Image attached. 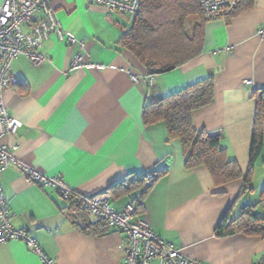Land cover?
<instances>
[{"label":"crops","instance_id":"obj_1","mask_svg":"<svg viewBox=\"0 0 264 264\" xmlns=\"http://www.w3.org/2000/svg\"><path fill=\"white\" fill-rule=\"evenodd\" d=\"M51 7L78 43L53 37L40 50L44 63L34 65L24 56L13 62L19 83L3 98L21 127L15 137L0 143L17 145L16 158L48 177H61L82 196L109 193L117 212L141 192L138 177L161 172L144 198V219L157 236L193 260L258 264L264 237H220L216 229L247 206L264 217V148L252 175V191L242 193L243 179L217 187L207 169L185 168L181 143L169 142L164 124L146 125L143 111L148 97L169 96L212 78L214 102L193 113V125L223 134L228 157L246 174L255 128L254 94L264 88V40L257 35L264 26V0H242L229 21H206L202 54L156 75L152 83L147 69L121 46L134 18L108 12L91 0H52ZM196 20H187L189 32ZM225 47H233L232 53L215 54ZM76 56L99 67L73 71ZM1 181L13 227L32 235L56 264H124L123 234L107 231L56 189L28 184L15 167ZM0 264L41 262L24 243L12 241L0 247Z\"/></svg>","mask_w":264,"mask_h":264},{"label":"built area","instance_id":"obj_2","mask_svg":"<svg viewBox=\"0 0 264 264\" xmlns=\"http://www.w3.org/2000/svg\"><path fill=\"white\" fill-rule=\"evenodd\" d=\"M93 4L108 12H116L131 18L141 13L142 0H91ZM52 0H4L0 6V141L8 136H16L21 123L9 115L3 95L19 83L12 72L13 62L27 57L34 65L46 61L40 52L44 44L51 38L60 42L77 44L78 41L64 30L55 11L51 7ZM206 21L231 19L237 11L241 0H198ZM264 40V26L258 32ZM83 47V44L81 43ZM233 47L218 49L215 54H231ZM86 58L76 56L72 61L73 71L97 68ZM154 77H151V83ZM253 86V82H246ZM18 146L10 147L0 143V247L12 241H20L36 255L41 264H56L40 247L36 239L24 230H17L12 225V214L4 194L1 177L11 167L17 168L28 184L43 188H54L60 196L70 201H79L84 210L96 221L103 223L109 232L121 233L125 236L124 264H208L190 259L177 250L171 243L157 236L149 223L144 219L145 195L159 179L158 172L145 175L141 192L122 212L115 211L110 205L111 196L103 193L95 197H85L71 189L61 177H48L34 169L24 161L15 157ZM167 168V167H166ZM258 264H264V255Z\"/></svg>","mask_w":264,"mask_h":264},{"label":"trees","instance_id":"obj_3","mask_svg":"<svg viewBox=\"0 0 264 264\" xmlns=\"http://www.w3.org/2000/svg\"><path fill=\"white\" fill-rule=\"evenodd\" d=\"M241 5L242 0L233 17ZM190 17L197 18L191 32L187 29ZM205 22L198 0H142L141 13L134 18L130 30L122 35L121 46L147 69L150 78L155 77L171 72L202 54ZM254 97L255 128L246 174L236 160L228 157L222 146L223 134L199 131L193 125V113L214 102L215 82L212 78L169 96L148 97L143 118L149 126L164 124L169 142L178 140L181 143L187 170L207 169L217 187L243 179L242 193H246L252 191V175L264 148V88L256 91ZM144 179L145 176L136 180L140 189ZM262 197L264 199V190ZM70 201L73 207L88 214L80 209L77 199ZM141 211L144 212V208ZM216 232L220 237L236 233L264 237V217L256 215L253 206H247L236 219H224Z\"/></svg>","mask_w":264,"mask_h":264},{"label":"rangeland","instance_id":"obj_4","mask_svg":"<svg viewBox=\"0 0 264 264\" xmlns=\"http://www.w3.org/2000/svg\"><path fill=\"white\" fill-rule=\"evenodd\" d=\"M193 21H194L193 19H191V20L189 21V25H188L189 28H190V27L192 26V24L194 23Z\"/></svg>","mask_w":264,"mask_h":264}]
</instances>
